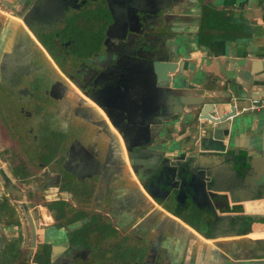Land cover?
<instances>
[{"label":"flooded vegetation","instance_id":"obj_1","mask_svg":"<svg viewBox=\"0 0 264 264\" xmlns=\"http://www.w3.org/2000/svg\"><path fill=\"white\" fill-rule=\"evenodd\" d=\"M4 4L0 212L15 235L5 242L8 263L243 264L223 241L255 250L236 205L245 197L231 202L212 191L213 175L233 171L231 160L210 152L182 164V121L158 150L149 147L166 109L171 117L185 110L178 99L167 106L173 75L159 82L154 63L183 40L181 24L194 20L189 7L199 2ZM45 208L57 225L44 224Z\"/></svg>","mask_w":264,"mask_h":264},{"label":"crops","instance_id":"obj_2","mask_svg":"<svg viewBox=\"0 0 264 264\" xmlns=\"http://www.w3.org/2000/svg\"><path fill=\"white\" fill-rule=\"evenodd\" d=\"M4 1L15 3L17 0H0V6H5ZM199 6L201 14L196 15H201L200 22L181 24V42H189L191 47L186 57L191 64L184 65L183 75L188 83L184 94L192 98L207 96L209 102H215L229 94L230 86L239 88L249 100L256 101V110L244 114L245 136L249 137L258 129L264 133V0H200ZM3 20L5 18L0 16V25ZM249 100L241 107H251L253 102ZM3 137L5 133L0 130V146ZM236 205L243 208L242 215L249 221L246 237L255 250H240L235 245L236 240L231 238L223 242L236 256L247 259L253 255L254 260L264 264V243H255L264 238L249 237L253 231L262 232L259 236H264V199L245 200ZM250 215H257L256 222H250ZM10 229L0 212V264H9L5 242L15 236ZM207 263L206 259L203 264Z\"/></svg>","mask_w":264,"mask_h":264},{"label":"water","instance_id":"obj_3","mask_svg":"<svg viewBox=\"0 0 264 264\" xmlns=\"http://www.w3.org/2000/svg\"><path fill=\"white\" fill-rule=\"evenodd\" d=\"M196 1L200 2V0ZM213 1L220 2L222 0ZM190 7L189 11L195 13L190 18L193 17L195 21L200 22L202 17L196 14L199 12L201 14V6L195 10V6ZM187 15L189 17L190 14ZM174 48L168 46V59L162 63H154V72L159 82L168 81L171 79L168 75H173L167 106L173 105L178 99L179 106L177 107H181V109L185 107V110L176 112L175 116L171 117L166 109L168 118L164 120V123L153 128V134L148 139L149 147L158 150L164 132L170 131L173 126L182 121L180 143H183L184 151L187 153V157L180 161L182 164L191 167L200 160L199 156L210 152L219 159H229L233 163V171L229 170L225 174L219 171L213 175L212 191L215 195H225L231 202L236 201V196L245 197L246 201L264 199V133L258 129L247 137L244 132V114L253 110L241 106L249 99L239 88H233V86H230L229 94L215 102H209L207 96L192 98L185 95L183 91L188 83L183 73L186 70L184 65L188 67L191 64L186 60L191 47L189 42H180ZM175 54L183 59L182 62H176ZM249 101L256 102L254 99ZM226 106H229L228 110ZM239 107L241 110H238ZM227 151L232 155L228 156ZM236 171L242 172V176L238 177ZM41 216L45 225H49L50 222L58 224L56 218L50 215L48 208L41 210ZM256 217L257 215H250V222H256ZM258 217L263 218L262 215ZM31 227L34 236L32 224ZM255 243H264V239L257 240ZM32 246H34V240ZM231 257L243 264H259L254 259H242L236 255Z\"/></svg>","mask_w":264,"mask_h":264},{"label":"built area","instance_id":"obj_4","mask_svg":"<svg viewBox=\"0 0 264 264\" xmlns=\"http://www.w3.org/2000/svg\"><path fill=\"white\" fill-rule=\"evenodd\" d=\"M256 102H253V104L251 105V107H249L250 110H256V106H255Z\"/></svg>","mask_w":264,"mask_h":264},{"label":"rangeland","instance_id":"obj_5","mask_svg":"<svg viewBox=\"0 0 264 264\" xmlns=\"http://www.w3.org/2000/svg\"><path fill=\"white\" fill-rule=\"evenodd\" d=\"M197 2H198V1H197ZM197 7L199 8V6H195V7H194V10H195Z\"/></svg>","mask_w":264,"mask_h":264}]
</instances>
